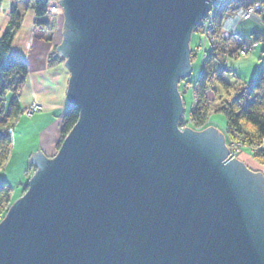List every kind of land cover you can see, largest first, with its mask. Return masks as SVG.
<instances>
[{
	"label": "water",
	"instance_id": "obj_1",
	"mask_svg": "<svg viewBox=\"0 0 264 264\" xmlns=\"http://www.w3.org/2000/svg\"><path fill=\"white\" fill-rule=\"evenodd\" d=\"M216 0H60L80 119L0 223V264H264V176L178 130L191 31Z\"/></svg>",
	"mask_w": 264,
	"mask_h": 264
},
{
	"label": "rangeland",
	"instance_id": "obj_2",
	"mask_svg": "<svg viewBox=\"0 0 264 264\" xmlns=\"http://www.w3.org/2000/svg\"><path fill=\"white\" fill-rule=\"evenodd\" d=\"M243 1L245 2L244 7L238 8L237 11H231L229 9L230 7L228 6V0H216L213 2L210 10L206 13V16L195 23V26L191 31V39L189 41V58L192 71L189 76L184 78L180 77L177 83V90L183 102V115L178 121V130L183 132L184 128L187 127L195 132H200L210 126H213L223 134L224 141L229 152L232 155V158L234 157L240 162H243V164H245L246 167L252 172H260L264 176V165H260L253 156L257 151L256 148L242 146L240 143H237L236 141L230 139L228 131L226 130L227 120L222 112L220 113L213 111L210 114L208 122L201 126L196 124L191 119L192 113L194 112L195 108L199 107L202 102L199 99L198 95V85L199 80L201 79L200 77L205 70V56L207 55L208 51L212 49H218L221 43H224V45H226L225 50H223L224 52H222L221 54L223 55V57H221L218 62L215 61L213 63L212 67L215 73L211 75L210 79H208L207 82V86L210 89L206 94V99L207 101L210 100L213 103V107L220 104V102L222 101L220 97L229 98L228 96H226L225 89L217 78L219 73H222V77H224L225 81H227L228 83H232L234 87H238L243 83H251V80L255 78L260 70L261 64L264 61V42L255 41L253 35L254 31L263 29L261 24L263 23L262 21L264 18V0ZM24 2H26V0H24ZM29 2L30 7H33V3L30 0ZM48 5L49 10L52 11L51 14H46L45 18H52V20L57 22V29H52L51 32H53L54 35L58 31V33L60 34V37H58L60 38L58 45H61L64 38L63 26L66 21L64 13L65 10H63L60 0H52L48 3ZM59 22H61V24ZM58 45L55 48V51L52 50V53L58 54ZM64 61H66V58H63L57 64H63ZM65 64L66 63H64V65ZM48 65L49 67L54 66L49 64V62ZM66 68L67 70H69L67 66ZM211 87H215L217 89L216 96L214 92L211 91ZM230 95L232 96L233 93ZM68 103L70 106L66 109V111L71 107V105H73L72 103H70L69 99ZM66 111L64 112V115ZM26 113L27 109L24 110L22 117ZM63 120L61 124L63 123ZM59 139L60 140L58 141V143L54 146L56 148V152L52 155V158L57 155V153L61 149V147L60 149L58 148L59 143L62 141L61 131L59 134ZM16 152L18 153V150H16ZM41 152L43 153V155H45L43 151ZM37 170V164H32L31 166H29L26 169V178L23 180V182H28L27 179H31L32 176L37 173ZM16 172H19V170H17ZM9 186L12 187L13 200L22 198V196H24L29 189L28 187V189H26V191L22 193V186L15 187L10 184Z\"/></svg>",
	"mask_w": 264,
	"mask_h": 264
},
{
	"label": "trees",
	"instance_id": "obj_3",
	"mask_svg": "<svg viewBox=\"0 0 264 264\" xmlns=\"http://www.w3.org/2000/svg\"><path fill=\"white\" fill-rule=\"evenodd\" d=\"M24 2V0H21ZM29 2V0H26ZM33 9L36 11L38 18L45 17L46 7L50 0H32ZM3 0H0V11ZM229 9L237 11L238 8L245 6L243 0H228ZM1 14V13H0ZM23 13L14 9L11 12L8 25L4 29L0 38V170L8 163L12 153L13 136L11 129L18 124L23 113L21 108V95L24 85L28 78V65L24 61L17 59L12 55L13 43L19 30L23 25ZM261 26L262 30L254 31V40L264 42V18ZM224 43L218 49L208 51L205 56V70L200 77L198 85L199 99L202 101L199 107L195 108L191 119L199 126L208 122L210 114L214 112H222L227 120L226 130L230 139L240 143L242 146L256 148L254 159L264 165V61L260 70L251 80V83H243L241 86L234 87L232 83L225 81L222 73L217 76L218 80L225 89L226 96L222 98L219 105L213 107V103L206 99L209 91L207 86L208 79L215 73L213 63L218 62L223 57L222 52L225 50ZM219 54V56H218ZM51 65L57 64L62 58L53 53L48 58ZM211 91L217 95V89L211 87ZM233 95L231 96L230 94ZM218 98V99H220ZM78 106L71 105L66 111L63 123L61 124V138L58 148L60 149L62 142L67 135L75 127L80 116ZM22 190V193L26 191ZM12 187L0 178V220L7 212L13 202Z\"/></svg>",
	"mask_w": 264,
	"mask_h": 264
},
{
	"label": "crops",
	"instance_id": "obj_4",
	"mask_svg": "<svg viewBox=\"0 0 264 264\" xmlns=\"http://www.w3.org/2000/svg\"><path fill=\"white\" fill-rule=\"evenodd\" d=\"M14 9L22 12L24 18L18 38L13 43L12 55L23 60L29 68L28 80L22 93V107L27 108L33 101L40 102L44 107L43 111L34 114L31 119L20 117L13 135V152L6 167L0 171L1 178L17 187L26 178V169L32 164L35 165L30 160L34 153L43 151L49 159L56 152L54 146L60 140L63 115L70 106L66 95L70 73L64 63L51 67L48 65V58L55 51L60 39L58 31L54 35L51 32L52 29H57V22L52 18H38L27 1L3 0L0 38Z\"/></svg>",
	"mask_w": 264,
	"mask_h": 264
},
{
	"label": "bare ground",
	"instance_id": "obj_5",
	"mask_svg": "<svg viewBox=\"0 0 264 264\" xmlns=\"http://www.w3.org/2000/svg\"><path fill=\"white\" fill-rule=\"evenodd\" d=\"M19 1H21V0H19ZM32 1V0H31ZM50 1H52V0H50ZM264 3V2H263ZM27 4H29L30 5V2H28L27 1ZM49 5H47V7H46V14L48 15V14H51V10H49ZM46 16V15H45ZM40 19H43V17H41ZM66 61H64V63H65ZM68 72L70 73V75L72 74L71 72H70V70H68ZM29 76V75H28ZM27 80H28V78H27ZM26 83H27V81H26ZM68 87H69V84H68ZM67 91H68V88H67ZM52 92H54V91H51V93ZM55 92H57V91H55ZM23 96V95H22ZM21 96V97H22ZM23 98V97H22ZM22 101V100H21ZM21 108H23V112H24V110H26L27 109V113L23 116V117H25V118H30L31 119V117L34 115V114H37V113H40V111H43V109H44V107H43V104H41L40 102H37V101H33L32 103H30V105L27 107V108H25V107H22V102H21ZM22 115H23V113H22ZM22 115H21V117H22ZM17 126H15L14 127V129H11L10 130V133L12 134V136L14 135V133H15V128H16ZM61 127V126H60ZM62 128V127H61ZM14 143H15V140H14V142H13V145H14ZM13 145H12V149H13ZM13 152V151H12ZM45 156V155H44ZM46 157V156H45ZM47 159H48V157H46ZM9 162V161H8ZM8 164V163H7ZM6 167V166H5ZM4 167V168H5ZM3 168V169H4ZM2 169V170H3ZM1 171V170H0ZM33 177V176H32ZM1 178V177H0ZM1 179H3V178H1ZM32 179V178H31ZM31 179H27L28 180V182H22L21 184H20V186H22V190L23 189H25V187L28 189V187H29V181L31 180ZM22 192V191H21ZM16 200H14L13 202H12V205H13V203L15 202ZM12 205L9 207V209L7 210V212L4 214L5 216H3L2 217V219L0 220V223L2 222V220H4L5 218H6V216H7V213L9 212V210H10V208L12 207Z\"/></svg>",
	"mask_w": 264,
	"mask_h": 264
},
{
	"label": "built area",
	"instance_id": "obj_6",
	"mask_svg": "<svg viewBox=\"0 0 264 264\" xmlns=\"http://www.w3.org/2000/svg\"><path fill=\"white\" fill-rule=\"evenodd\" d=\"M52 9V8H51ZM52 11V10H51Z\"/></svg>",
	"mask_w": 264,
	"mask_h": 264
}]
</instances>
